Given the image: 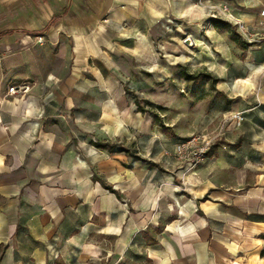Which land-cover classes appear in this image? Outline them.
Listing matches in <instances>:
<instances>
[{
	"label": "crops",
	"instance_id": "crops-1",
	"mask_svg": "<svg viewBox=\"0 0 264 264\" xmlns=\"http://www.w3.org/2000/svg\"><path fill=\"white\" fill-rule=\"evenodd\" d=\"M195 1L0 0V264H264V40ZM230 1L264 20V1ZM169 15L201 34L194 60ZM160 42L244 111L197 166L136 103Z\"/></svg>",
	"mask_w": 264,
	"mask_h": 264
},
{
	"label": "rangeland",
	"instance_id": "rangeland-1",
	"mask_svg": "<svg viewBox=\"0 0 264 264\" xmlns=\"http://www.w3.org/2000/svg\"><path fill=\"white\" fill-rule=\"evenodd\" d=\"M262 1L264 0H255V3L260 4ZM222 3H227L230 11L246 22L251 35L243 34L234 21L225 18L219 12L217 7ZM191 8L199 11L202 19L217 18L227 22L233 35L240 42L259 43L264 40V20L248 19L240 15L237 5L230 0H219L218 2L197 0ZM158 22L166 31L176 32L179 39L191 49L189 59L194 60V57H197L198 45H204V42L198 40L201 34L194 33L189 28L188 21L169 15ZM187 37L191 38L192 44L186 42ZM163 42L160 44L164 46H160L157 53L159 74L155 78L151 76L153 83L147 89L150 91L149 95L141 94V99L137 96L138 107L141 106L151 111L157 123L169 135L177 136L176 140L183 137L200 136V140L203 137L211 138L214 144L227 142L228 139L225 137L227 127L230 122L234 121L236 112L244 113V111L228 110L231 106V99L217 88L218 72H215V68L184 64L187 60H185L186 54L183 50L174 53L167 52V43ZM163 64H176L175 72L166 77L168 70ZM170 80L174 82L171 83ZM129 88L132 89V87ZM257 101L251 100V105Z\"/></svg>",
	"mask_w": 264,
	"mask_h": 264
},
{
	"label": "built area",
	"instance_id": "built-area-1",
	"mask_svg": "<svg viewBox=\"0 0 264 264\" xmlns=\"http://www.w3.org/2000/svg\"><path fill=\"white\" fill-rule=\"evenodd\" d=\"M217 8L225 18L234 21L243 34L246 36L252 34L246 22L233 14L227 3H222ZM261 14L264 15V8H262ZM9 90L11 92H16L18 88L16 85H12L9 87ZM234 117L238 122H241L245 118V115L243 112L238 111L235 113ZM0 121H2L1 113ZM213 144L211 138L203 137V139L200 140V136L183 137L175 140L172 148L166 147L165 152L176 156L180 160L186 161L190 166H197L207 157Z\"/></svg>",
	"mask_w": 264,
	"mask_h": 264
},
{
	"label": "trees",
	"instance_id": "trees-1",
	"mask_svg": "<svg viewBox=\"0 0 264 264\" xmlns=\"http://www.w3.org/2000/svg\"><path fill=\"white\" fill-rule=\"evenodd\" d=\"M213 21L217 24H220V23H224L226 24L225 21L223 20H218L217 18L213 19ZM139 108L141 110H145L143 107L139 106ZM97 146L99 147H105V148H109L110 150L112 151H115V150H121V151H129V149L127 147H124L122 145H117L116 143H113V142H96L95 143ZM262 253L264 254V250L262 251Z\"/></svg>",
	"mask_w": 264,
	"mask_h": 264
},
{
	"label": "water",
	"instance_id": "water-1",
	"mask_svg": "<svg viewBox=\"0 0 264 264\" xmlns=\"http://www.w3.org/2000/svg\"><path fill=\"white\" fill-rule=\"evenodd\" d=\"M186 42H187L188 44H192V40H191V38H190V37H187V38H186Z\"/></svg>",
	"mask_w": 264,
	"mask_h": 264
}]
</instances>
